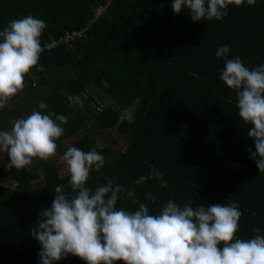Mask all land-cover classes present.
Returning a JSON list of instances; mask_svg holds the SVG:
<instances>
[{"label":"trees","instance_id":"1","mask_svg":"<svg viewBox=\"0 0 264 264\" xmlns=\"http://www.w3.org/2000/svg\"><path fill=\"white\" fill-rule=\"evenodd\" d=\"M171 3L0 0V30L24 16L43 19L47 28L41 45L66 32L86 30L71 45L40 55L44 70L34 68L25 77L24 91L11 101L27 98L36 81L49 86L53 71L69 69L73 77L48 94L47 108L39 111L53 118L69 117L57 141L62 155L66 140L75 137L73 147L95 149L105 157L100 173L91 174L90 187L112 177L117 178L115 183L132 187L131 181L148 176L154 167L162 178L135 186L138 200L148 204L150 214L158 213L169 199L180 206L192 200L193 207L236 202L243 213L237 235L252 238L256 227L264 235V173L248 151H255L247 135L252 126L239 118L236 94L220 80L224 61L215 56L218 46L228 45L229 58L239 55L246 67L264 63V0L254 6L229 5L226 17L210 22L192 21L187 9L174 14ZM101 6L106 9L97 16ZM94 84L115 106L98 107L92 116L90 110L73 106L68 97L79 96L83 103ZM133 105V119L122 118L121 111ZM93 127L117 128L128 140L126 149L98 146ZM34 162L31 169H11L14 185H0V264H40L41 245L30 229L42 219L40 211L51 206L55 187L67 186L69 177L60 174L55 162ZM41 179L44 183L35 187ZM146 193L156 197L154 204L145 199ZM116 207L135 210L138 205L121 196ZM55 264L84 262L68 256Z\"/></svg>","mask_w":264,"mask_h":264},{"label":"clouds","instance_id":"2","mask_svg":"<svg viewBox=\"0 0 264 264\" xmlns=\"http://www.w3.org/2000/svg\"><path fill=\"white\" fill-rule=\"evenodd\" d=\"M257 0H172L171 9L179 14L187 9L192 21H220L229 5L254 6ZM47 23L32 15L13 19L0 30V109L21 94L25 77L35 68L43 71L39 58L44 48L40 37ZM230 47L218 46L215 56L223 59L220 80L235 92L238 116L252 127L247 135L255 151L248 149L260 173H264V63L254 68L244 65L239 55L229 58ZM69 102L82 106L79 96ZM39 109L47 104L40 102ZM69 117L55 118L33 110L0 130V152L7 154L6 168L21 170L35 160L48 161L57 154V141L64 135ZM68 183L57 185L51 206L40 211L31 235L41 245L40 264H55L68 256L84 264H264V235L243 239L237 235L243 215L236 202L208 207L189 200L183 206L169 199L156 214L136 196V185L160 179L154 167L148 176L131 181L132 187L115 183L116 177L93 189L88 181L100 173L105 157L95 149L69 147L61 157ZM163 187H167L164 183ZM70 189V191H67ZM121 196L138 205L135 210L116 207ZM145 199L156 202L151 193Z\"/></svg>","mask_w":264,"mask_h":264},{"label":"rangeland","instance_id":"3","mask_svg":"<svg viewBox=\"0 0 264 264\" xmlns=\"http://www.w3.org/2000/svg\"><path fill=\"white\" fill-rule=\"evenodd\" d=\"M73 77L72 71L69 69H60L53 71L52 75L49 76L50 79V85L47 87H41L40 84L36 81L35 84L36 87L33 84V89H37V92H34L35 97L29 98V96L33 93L34 90L29 92V96L27 98L18 99L16 101H11L9 104L3 108L0 109V130H9L11 128L12 122L15 119L18 118H25L33 110L39 111L38 104L41 102H44L46 98L49 96L48 94L53 93L54 91L58 90V85L62 82H65L66 80H69ZM41 89V90H39ZM41 92V93H40ZM47 93V94H46ZM40 94H46L43 98L38 97L36 95ZM104 92L102 91L101 87L99 85L94 84L92 87L88 88V91L84 95V102L82 103V108L91 111V115L95 114L98 111V107H105L108 105L115 106L114 102L108 97L104 96ZM135 110V105L128 107L125 110H122V118H128L133 119V112ZM96 139H97V145L98 146H105L110 145L114 150H124L126 149V146L128 145V140L121 136L118 133L117 128L112 129H104L100 127H93L92 128ZM85 131H81L80 133H83ZM79 133V134H80ZM76 138H70L69 140H66L65 147H73L75 143ZM65 148V149H66ZM62 153L60 152L59 148L57 147V154L55 157L51 158L50 160L55 162L57 166L59 167L60 174L64 175L66 174V166L64 165L62 159ZM8 163V157L7 154L4 152H0V185H7L12 186L14 185V181L10 176L11 169L6 168L5 165ZM35 162H33L31 165L27 166L28 169H31ZM44 183V181L38 180L34 182L35 187H39Z\"/></svg>","mask_w":264,"mask_h":264},{"label":"built area","instance_id":"4","mask_svg":"<svg viewBox=\"0 0 264 264\" xmlns=\"http://www.w3.org/2000/svg\"><path fill=\"white\" fill-rule=\"evenodd\" d=\"M106 9V6H101L97 8V16L101 15ZM86 30L76 31V32H66L63 36L59 38H51L45 44H42L44 51L41 55L51 52L58 48L61 45H71L72 43L76 42L78 37L84 36Z\"/></svg>","mask_w":264,"mask_h":264}]
</instances>
